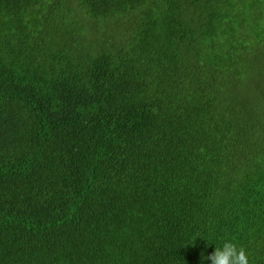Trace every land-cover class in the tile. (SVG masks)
Wrapping results in <instances>:
<instances>
[{
    "label": "trees",
    "instance_id": "16d2710c",
    "mask_svg": "<svg viewBox=\"0 0 264 264\" xmlns=\"http://www.w3.org/2000/svg\"><path fill=\"white\" fill-rule=\"evenodd\" d=\"M264 264V0H0V264Z\"/></svg>",
    "mask_w": 264,
    "mask_h": 264
},
{
    "label": "clouds",
    "instance_id": "9594fccd",
    "mask_svg": "<svg viewBox=\"0 0 264 264\" xmlns=\"http://www.w3.org/2000/svg\"><path fill=\"white\" fill-rule=\"evenodd\" d=\"M203 259L210 260L211 264H249L245 249L230 241H225L222 247H215L214 252Z\"/></svg>",
    "mask_w": 264,
    "mask_h": 264
}]
</instances>
